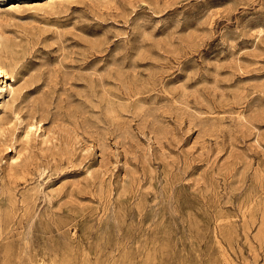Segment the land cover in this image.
<instances>
[{
    "label": "rangeland",
    "instance_id": "rangeland-1",
    "mask_svg": "<svg viewBox=\"0 0 264 264\" xmlns=\"http://www.w3.org/2000/svg\"><path fill=\"white\" fill-rule=\"evenodd\" d=\"M2 3L0 264H264V0Z\"/></svg>",
    "mask_w": 264,
    "mask_h": 264
},
{
    "label": "bare ground",
    "instance_id": "bare-ground-1",
    "mask_svg": "<svg viewBox=\"0 0 264 264\" xmlns=\"http://www.w3.org/2000/svg\"><path fill=\"white\" fill-rule=\"evenodd\" d=\"M5 0H0V47H1V40H2V37H3V35H2V26H4L3 24H4V19L2 18V16L4 15V13H6V12H2V9H3V3L2 2H4ZM49 2H56L57 0H48ZM61 2V1H60ZM2 3V4H1ZM50 3V4H51ZM58 3V2H57ZM21 4H23V3H20V2H12V5L10 6V8H16L17 9V7L19 8V6H21ZM5 7V6H4ZM9 10V9H8ZM11 10V9H10ZM3 31H4V29H3ZM4 34V33H3ZM4 42V41H3ZM7 44V43H6ZM6 44H5V46H6ZM10 46V45H9ZM3 59V58H2ZM2 59H1V55H0V77H2V76H5V74H7V72L5 71V69H4V64H3V61H2ZM5 63V62H4ZM14 91H15V87L11 84V83H7V82H5V84L1 87V95H3V98H4V100H7L10 96H12L13 95V93H14Z\"/></svg>",
    "mask_w": 264,
    "mask_h": 264
}]
</instances>
